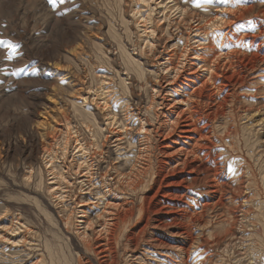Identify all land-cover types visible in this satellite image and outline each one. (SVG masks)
I'll list each match as a JSON object with an SVG mask.
<instances>
[{"label": "rangeland", "instance_id": "obj_1", "mask_svg": "<svg viewBox=\"0 0 264 264\" xmlns=\"http://www.w3.org/2000/svg\"><path fill=\"white\" fill-rule=\"evenodd\" d=\"M161 1L154 0L155 5H159L157 3ZM180 1L183 4L187 2L194 13L204 15L206 19L211 17L210 14L208 18L205 16L208 14L207 10L215 15L214 11L217 8L227 9V6L233 2L241 1L247 15L238 17L233 23L221 27L218 30L219 33H228L227 37L232 38L231 43H234L236 47H247L246 50L251 49L248 48V44H245L248 43L250 33L259 35L260 42H264V33L260 35L257 31L260 25V29H264V0H230L229 4H221L220 0ZM142 5L143 3L138 5L137 0H56L55 3L52 0H0V41L3 42L0 43V264H100L102 261L100 258L103 255L100 254L101 256L97 257L93 250H97L98 243L103 238V236H97L96 231L102 230L101 225L105 220H97L96 216L102 213L105 201L99 202L94 195L91 200L97 205L86 204L90 197V193H87L89 190L84 187L82 191H78V182L86 181L87 178L76 180L78 179L75 173L78 171L76 167L73 170L68 169L76 177L72 176L73 184H69L70 188L67 187L65 193L67 195L70 190H73V197H65L67 201L57 200V198H51L45 190L40 191L37 186L40 180L38 174L40 160L37 155L43 162V146L47 145L45 137L47 141L54 144L56 142L53 141L62 136L61 130L66 132L64 115L65 109L70 106L68 101L82 102L81 96L85 95L83 91H80L82 95L79 92L68 94L70 84L76 89H81L83 86L78 69H81L82 77L85 75V83L94 82L93 91L101 94V86L97 83L101 77L98 79L97 75L112 74V67L119 68L117 66L118 62L120 63L118 44L123 42L135 54V57L139 55V51L134 46L146 37L142 35L144 28L138 26L141 20L138 19L139 16H134V12L137 8L147 10ZM155 12L153 19L159 20L163 17L159 14V10ZM232 12L237 13V11H230L223 15L228 19L233 16H229L233 14ZM147 13L149 12H143V14ZM174 15L173 20L179 16ZM258 16L261 19L259 22H257ZM197 19V16L194 20L191 17L189 23L196 26L199 23ZM167 23L168 20H163V24L156 21L153 23L157 31L155 36L160 37L156 43L157 50H164V46L168 48L162 54L164 57H159L157 60L150 58L147 54L141 55L143 57L141 61L145 63L144 67L148 72L155 71L158 65L162 69L164 66L161 64L173 54L175 63L179 61L180 53L177 51L181 52L184 39H181L177 46L173 45L178 42V38L185 33V30L189 32L187 28L189 24L182 25L178 31L173 28L171 30L173 36L168 38L162 33V28H165ZM231 25H235L237 34L244 35L241 40L233 35L234 29L230 30ZM194 33L192 32V35ZM191 45L194 47V42H191ZM98 46L108 49L106 56L102 55ZM141 46L145 48L143 42ZM73 48L76 50H72ZM262 48L264 50V44ZM8 55H11L12 59L6 60L5 57ZM212 55L213 53L206 55L207 65ZM114 58L118 62L111 64ZM186 69L182 76L179 74L176 78H173L175 74L169 73L171 69L159 73L158 79L154 72L147 74L146 81L141 82V85L144 84L143 88L139 90L138 84L131 92L132 102H134L132 112L138 114L137 102L143 103V106L151 103L148 95L150 92L146 87L156 82L158 86L153 93L156 94L161 90L160 96L155 95L154 98V101L158 102V109L163 113L175 111L173 116L175 119L178 114V110H175L177 107L186 109V106L182 107L183 104L179 101L185 100L186 94L191 92L185 88V83L188 82L182 78L183 75L188 78L197 75L204 80L208 78V74L197 65L191 70H197L193 76L188 74L190 73L188 67ZM225 72L230 73V71ZM123 73L121 77L125 78ZM258 74H263L259 77L264 78V61L255 71L249 73L250 76L244 85L233 89L235 92L233 103H229L226 110L228 113L232 110L234 114L219 116L218 120L214 121L215 126H221L220 133L214 128L211 136L215 144L212 146L211 157L217 158L220 164L221 173L217 177L219 182L229 183L228 186L223 187L224 205L216 204L221 194L220 192L216 194L212 186L213 182L195 184L193 177L188 178L186 175L196 171H190L189 166L186 169L181 167L176 161L179 159L178 155L165 158L172 167L176 166L172 170H178L167 172L161 179L156 178V183L158 180L161 183L152 185L153 188L150 189H154L153 193L142 191L124 196L123 189L120 191L117 187V193L113 194L114 197L121 199L127 197L128 200L144 196L150 203V207L149 204H145L146 211L142 218L134 214L125 232L127 235L133 232L139 235L137 246L136 244L125 245L122 236H119L116 241V253H118L116 264H264V224L262 223L264 221V92L257 91L255 95L247 91L248 88L255 91L264 88V82H258L255 85L249 82ZM107 82L111 83L110 80ZM112 82L116 83V78H113ZM127 83H132V80H128ZM228 85L230 91L227 90V92H231L232 86ZM119 89L120 86L117 85V91ZM227 92L223 94L220 92L219 95L224 96ZM246 99H254L257 102L251 105L244 101ZM161 102L174 106L170 109L169 106H163L164 104L159 106ZM247 109H254V111L247 114L244 112ZM83 111L95 115L90 116L86 121H92L94 117L100 122L103 120L101 117L103 114L98 113L95 102L84 107ZM227 121L231 128L235 129V133L223 142L225 135H222V131ZM210 125L213 126L212 123ZM130 126H133V123ZM254 129L257 133L252 131ZM133 135H136L135 131ZM21 139L26 141L23 142ZM11 143L14 145L16 143V146L8 153ZM178 145L188 148L187 144ZM33 147L38 151V154L34 156L35 159L31 158ZM58 147V144L57 146L55 144L54 149ZM109 147L106 146L105 151ZM69 154L67 164H75V161H71L72 149ZM106 155L105 158L108 160ZM111 157L114 159L113 155ZM31 164L35 167L32 180L28 169ZM56 164L63 165L60 161ZM111 174L113 176L108 175L106 182H112L110 179L115 177V173ZM184 174L186 177H183ZM205 176L206 173L203 170L197 171V177ZM48 177L46 178L51 179V176ZM237 179H244V183H239V185L243 184L244 188H241V193L236 195V200L232 203L231 197L234 196ZM99 181V177L94 180L95 187L100 186L97 184ZM95 190L101 191L99 188ZM83 199L85 202H81ZM59 201L61 204H58ZM155 201L159 205H156ZM75 204L83 206L74 207ZM204 204L215 206L209 210L202 207ZM141 207L142 202L139 200L136 208L139 210ZM184 207H188V211L191 212L192 210L202 211L203 220L205 219L202 224L194 222L190 225L194 241L189 239L177 221ZM74 209H77L76 212ZM81 210L86 211V218H83ZM147 210L149 214L146 213ZM17 216H20L23 222H27L29 227L19 231L11 228L12 221L17 222ZM68 217H70L69 221ZM206 220L210 222L206 223ZM65 221H68V224ZM89 221L92 224L87 231V237L83 238L81 232L86 229ZM144 226L146 229L142 234ZM229 231L236 235V239L230 238ZM116 233H121V228L117 229ZM92 244L93 250L90 251L87 245ZM114 262L116 261H111L109 264Z\"/></svg>", "mask_w": 264, "mask_h": 264}, {"label": "bare ground", "instance_id": "obj_2", "mask_svg": "<svg viewBox=\"0 0 264 264\" xmlns=\"http://www.w3.org/2000/svg\"><path fill=\"white\" fill-rule=\"evenodd\" d=\"M167 1L162 0L160 3H157L159 5H155L156 2H154V0H137L138 5L143 3L142 7L147 8L145 11H143L142 8H137V10L134 12V16H139L138 19L141 20L139 21L138 26L144 28L142 35H144L143 37L146 38L142 39V42L145 45V48H142V42L135 45L134 48L139 51V55L135 57V54H133L123 42L118 44L120 53H117L120 55L118 58L120 63L114 58L111 64L118 62L117 66L119 68L112 67V74L101 76L97 75L98 79L101 77L99 80H97V83L101 86V94H99L98 91H93L94 82L92 83L87 81L85 83V75L82 77L81 69L77 68L80 74L79 78L83 82V86L81 89H76L74 86H71V84H68L70 87L68 88L70 89L68 94L77 92L80 93V91H83L85 95L83 96L80 93V95H82L81 98H83L82 102L74 100L68 101L70 106L65 109L64 115L66 132L61 130L60 135L62 136L53 141L56 142L54 144L47 141V137H45V142L47 145L45 144V146H43L44 165H42L43 162H41V158L37 155V149L34 147L31 149V158L35 159L34 156L37 155V158L40 160V165L38 167L40 180L37 183L40 191L45 190L51 195V198H57V200L63 199L64 201H67V198L65 197H73L74 192L73 190H70L67 195H65L66 188H70V185L73 184L71 181L74 180L72 179V176L76 177L74 174H71L69 170H73V168L76 167L78 168V171L75 172L78 176V179L76 180H79L80 178H87L86 181L81 180L78 182V191H82L84 187H87L86 189L89 190L87 193H90V197L88 198L86 204L97 205L91 200V198H94V195L95 199H98L99 202L105 201V206L102 210V213L97 214L96 216L97 220H105L101 225L103 227L102 230L96 231L97 236H103L101 239L102 241H99V246L96 248L97 250L92 249L93 244L87 245L89 250H93L97 257L101 256L100 254L103 255L100 258L102 260L100 264H109L111 261H116L112 264L117 263L118 253H116L115 243L119 239V236L124 237L125 245L136 244L137 246L139 243V241H137L139 235L135 234L134 232L131 233L132 235H127L125 232L128 228V225L134 218V214L136 217H139L140 215L142 218L143 213L146 211L145 204H149L150 207V203L148 202L149 199H146L144 196L136 199L130 197L131 200H128L129 198L127 197L123 199L120 197H114L113 194L117 193L116 188H120V191L123 189L122 192L124 196H130L131 194H137L138 192L140 193L142 191L143 193H153L154 189H150L153 188L152 185L161 183L160 180H158V183H156V178L161 179L167 172L170 173L178 170H172L176 166L172 167V165L166 161L165 158L178 155L177 157L179 159L176 161L179 162L181 167L186 169V167L189 166L191 169L190 171H196L189 172L186 175L188 178L193 177L192 180L195 184H197V182H213L212 186L215 188L216 194L217 192H220L221 194L216 204L218 203L220 206L224 205V197L222 194L224 192L223 187L228 186L229 183H226L225 181L219 182L217 177L221 173L220 164L219 161H217V158L213 159L211 157L213 152L212 146L215 145L211 136L214 133V128L215 130L218 129L219 132V128L221 126H215L216 124H214V121L218 120L219 116L225 117L227 114H234L232 110L229 111L230 113H228L226 110L227 105L229 103H233V97L235 96L233 89L236 86L244 85L247 82V78L250 76L249 73L255 71L259 64L264 61V50L262 48L264 42H260L259 35H253L250 33L251 35L248 38V43L245 44H248V48L250 47L252 50H246L247 47H236L234 43H231L230 40L232 38L227 37L228 33L223 34V32L219 33L218 31L226 24L233 23L234 19L247 15L246 10L243 7L244 5L241 3V1H232L233 4L227 6V9L217 8L216 11H214L215 15L210 13V10L206 9L208 11L206 13L208 14H205V16H207V18L209 14L211 16L208 19H206L204 15L194 13V10L189 8L190 6L188 7L189 4L187 2L183 4L180 0ZM152 4H154V6ZM156 10H159V14L163 16L159 20L152 18V16L156 13ZM229 10L237 11V13L234 14L232 12L233 14L229 16H233L226 19L223 14L226 12L229 13ZM143 12L149 13L143 14ZM173 15L175 17L177 15L179 16L173 20ZM196 16L198 18L197 22L199 23H197L196 26H192L189 23V19L192 17L194 20ZM163 20H168L167 26L162 28V33L164 36H168V38L173 36V32L171 31L173 28L178 31L182 25L189 24L187 25L188 27L186 26L189 32L185 30V33H182V35L178 38V42L173 45L177 46L179 41L184 39L181 52L177 51V53H180L178 58L179 61L175 63L176 61H174L173 54L161 64L164 66L162 69L158 65L155 71H153L155 74H157V79L159 73H162L165 70L168 71L169 69H171L169 73H172V75L175 74L173 78H176L177 76L179 77V74L181 75L183 72L187 71V67L190 70V73L188 74L193 76L196 74L197 70H191H193L196 65L203 69V72L208 74V78L206 80L197 75H195L193 78H188L183 75L182 78L188 82L185 83V88L191 90V92L186 94L185 100L179 101L181 104H183L182 107L186 106V109L177 107L175 110H178V114L175 119H173L175 111H165L163 113L158 109V102L154 101V98L155 95L160 96L161 90L156 94L153 93L155 87L158 86L156 82L152 83L153 85L146 87L148 92H150L148 95L150 96L151 103L147 104V106L145 105V107L143 106V103L137 102L136 108L138 110V114H136L137 112H132V107L134 104V102H132V90H134L135 86L138 84L140 85L139 90L142 89L144 84H141L146 81L145 76L147 74L153 73L146 70L144 67L145 63L141 61L143 58L141 55L147 54L150 58L157 60L159 57H164L162 54L168 48L164 46V50L158 51L156 47L157 39L159 40L160 37L155 36L157 31L156 28L153 27V23L156 21L159 24L161 22L163 24ZM259 20L261 19L258 16L257 22H259ZM231 26L232 27H230V30L232 28L234 29L235 25ZM260 28L261 25L257 27V31L261 35L264 33V29ZM236 30L237 29H234L235 34L233 33V35L237 39L239 38L241 40L244 35L241 36V33L237 34ZM192 32H195L194 35H192ZM191 42H194V47H192ZM195 44H197V47ZM98 47L102 55L106 56L108 49L102 48L101 46ZM72 50L76 49L73 48ZM211 53H213V55L211 56V59L207 65L205 58L206 55ZM156 63L158 64V62ZM193 65L194 67H192ZM123 71L125 72L123 73ZM225 71H230V73H226ZM121 73L125 75V78L121 77ZM262 75L263 74H258L257 76L251 78L249 80L250 84L255 85L258 82H264V78H260ZM113 78H116V83L112 82ZM129 78L132 80V83H127V81L130 80ZM109 80L111 83L107 82ZM116 84L120 86L118 91ZM228 84L232 86L231 92H227L230 87ZM247 91L257 95V91L264 92V88H259L256 91L254 89L249 90L248 88ZM220 92H222V94L225 92L227 93L226 95L222 96L221 94L219 95ZM244 101L251 105L257 102V100L254 99H246ZM92 102L96 103V109L99 111L98 113L103 114L101 115L103 118L101 122L95 117L92 118V121H86L89 120L90 116H95L93 113L89 114L83 111L84 107H88ZM160 105L165 107L169 106V109L173 108L174 106L169 104L165 105L163 102H161L159 106ZM250 111H254V109L244 110V112L247 114H250ZM161 117L163 119H161ZM130 120L133 123V126H130V124H132ZM210 123H212L213 126H211ZM224 124L225 127L223 128L222 135L225 136L222 139L223 142L226 139H229L231 135L233 136L235 133V129L231 128L228 121ZM134 131L136 132V135L132 136ZM252 131L257 133L256 129ZM44 136L45 134L42 135V138ZM25 141L26 139L23 140V142ZM188 143H190V145H188ZM55 144L56 146L57 144L59 146L57 149H54ZM178 144H187L188 148L179 147ZM14 146H16V143L15 145L14 143L9 145L8 153L12 151ZM106 146H110L107 151L104 149ZM71 149V161H75V164L70 163L68 165L67 158L70 155L69 151ZM105 155L108 157V160H106ZM111 155L114 156V159L111 157ZM76 157H78V159H76ZM207 159L209 160L207 161ZM59 161L60 163H63V165H57L56 163H59ZM200 161H202L201 164H199ZM203 162L204 164H202ZM103 164L105 165L103 166ZM33 165L34 164H31L28 168L30 170L29 173L31 180L35 170ZM200 170H203L204 173H206L205 177H197V171ZM110 172H114L115 177L110 179L112 182H106L105 179ZM111 173L109 176H113ZM48 176H51V179H47L46 177ZM97 176L100 179L97 184H100V186L95 187L94 180L98 178ZM186 176L185 174L183 175V177ZM241 182L244 183V179L236 180V184L234 186V196L231 197L232 203H234L236 200V195L241 193V188H244L243 184L239 185ZM250 183H252V180H250ZM97 188H99L101 191H96L95 189ZM106 188L109 189L106 190ZM184 188L187 189V187ZM130 191L132 193H130ZM155 193L159 194V192ZM212 194H214V192H212ZM215 198L216 196L214 199ZM139 200L142 202V207L137 210L136 203ZM246 200L249 199L246 198ZM81 202H85V199L81 200ZM154 203L159 205L156 201ZM58 204H61V201H59ZM75 205L76 206L74 207L78 206V204ZM81 206L83 205L78 207ZM214 206L215 205L211 206V204H204L202 207L210 210ZM261 206H263V203H261ZM75 210L77 209H74V211ZM149 210H147V214H149ZM182 211L183 213H180L181 217H179L177 221H179L178 223L182 226V230H184V233L188 235L189 239L194 241L195 238L191 233L190 225L194 224V222H199L202 224L205 222V219L203 220L204 216L202 215V211H188V207H184V210ZM80 213H82L83 218L87 217L86 211L81 210ZM231 216L233 217V214ZM19 217L17 216L18 219L14 217V219L16 218L17 222L13 220L11 223V228L19 231L22 228L29 227L27 222H23L24 220L20 219ZM69 219L70 217L67 218L68 221ZM68 221H65L66 224H68ZM185 221H187L189 225H187ZM84 222L86 223V221ZM209 222L210 220H206V223ZM262 223L264 224V221ZM91 224L92 222L89 221L87 223L86 229L81 232L83 238L87 237L86 234L87 231H89ZM16 227H18V229ZM119 228H121V233L117 234L116 230ZM145 229L146 227L144 226L141 231L142 234ZM229 234H231V231H229ZM230 238L236 239V235L231 234Z\"/></svg>", "mask_w": 264, "mask_h": 264}, {"label": "snow or ice", "instance_id": "obj_3", "mask_svg": "<svg viewBox=\"0 0 264 264\" xmlns=\"http://www.w3.org/2000/svg\"><path fill=\"white\" fill-rule=\"evenodd\" d=\"M53 3L56 2V0H52ZM209 2H211V0H209ZM221 4H229L230 3V0H220ZM197 6L199 7V3L197 4ZM0 43H3L2 41H0ZM11 47V45H9ZM6 60H10L12 59V56L11 55H8L5 57ZM23 70V69H22ZM35 74V73H34Z\"/></svg>", "mask_w": 264, "mask_h": 264}]
</instances>
